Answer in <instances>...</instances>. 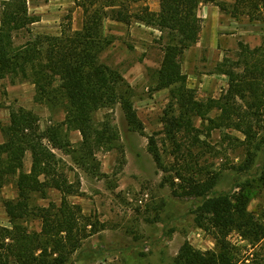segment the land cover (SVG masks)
I'll return each instance as SVG.
<instances>
[{
  "label": "rangeland",
  "instance_id": "1",
  "mask_svg": "<svg viewBox=\"0 0 264 264\" xmlns=\"http://www.w3.org/2000/svg\"><path fill=\"white\" fill-rule=\"evenodd\" d=\"M157 4L161 9L160 0H28L29 12L40 20L15 38L16 45L28 40L40 43L41 36L61 34L68 26L72 31L81 30L85 9L92 12L106 6L109 14L112 9H122L131 15L130 24L104 19L102 35L111 43L100 59L124 79L118 92L132 103L141 131L130 126L122 103L115 102L93 115L94 131L103 133L102 142L93 137L86 144L81 133L66 123L67 102L58 81L52 100L40 103L30 80L12 74L0 79V141L4 142L3 129L10 123L12 110L19 107L38 116L41 131L57 128L62 146L53 151L58 166L78 190L68 198L100 228L82 240L66 264H177L185 243L202 251L216 250L215 234L197 221L198 207L209 191L244 192L249 198L248 211L264 226V185L260 180L264 169V85L259 91L260 104L243 91L242 97L230 99L232 106L226 105L230 83L245 70L243 47L254 49L263 42L264 0L200 2V38L186 50L183 71L197 99H214L220 106L208 114L214 122L194 117V128L177 132L175 138L169 119L181 115L179 106L169 88L155 89L164 54L162 32L134 17L144 7L157 12ZM222 105L233 120L221 119ZM237 123L242 124V130L235 128ZM244 129L251 130L250 137ZM152 136L160 162L150 150ZM32 161L28 151L24 162L28 172ZM17 196L14 180L0 189L1 226L11 227L4 202ZM61 201L62 193L54 188L32 193V205ZM26 224L30 230L41 228L38 215ZM227 239L241 259L263 261L264 239L254 245L237 231L230 232Z\"/></svg>",
  "mask_w": 264,
  "mask_h": 264
},
{
  "label": "trees",
  "instance_id": "2",
  "mask_svg": "<svg viewBox=\"0 0 264 264\" xmlns=\"http://www.w3.org/2000/svg\"><path fill=\"white\" fill-rule=\"evenodd\" d=\"M201 1L160 0L159 12L144 7L134 16L137 21L162 32L164 54L156 74L155 89L169 88L181 111L180 116L169 119L174 124V138L177 132L185 133L194 128V117L214 122L208 114L215 106H220L214 99H197L193 89L187 86L188 76L183 71L186 50L200 38L202 19L198 11ZM2 5L0 79L12 74L30 80L36 86V100L40 103L52 100L58 81L57 87L67 102L66 123L81 133L86 144L93 137L97 143L102 142L103 133L94 131L93 115L111 103L121 102L130 126L142 130L132 103L118 92L124 79L100 59L101 52L111 43L102 35L104 19L110 17L130 24L131 15L122 9H112L109 14L104 10L106 6L92 12L85 9L86 20L81 30L72 31L68 26L61 34L41 36L40 43L28 40L16 45L17 33L28 29L40 17L29 12L28 0H4ZM243 55L246 57L243 59L244 73L230 83L226 105L232 106L230 99L238 95L242 97L243 91L248 92L256 103L263 102L259 91L264 85V39L254 49L243 47ZM224 72L236 77L233 71ZM226 105L220 107L224 122L233 120ZM38 120L34 112L19 107L12 110L10 123L3 129L0 189L14 180L18 196L4 202L11 227L0 225V264L13 261L18 264H66L82 240L100 229L79 204L68 198L78 190L59 168L53 151V148L62 146L59 130L51 127L41 131ZM241 126V123L235 124L240 130ZM244 133L251 136L250 129H244ZM150 150L160 162L153 136ZM28 151L33 158L29 172L24 165ZM260 180L264 185V169ZM48 188L59 190L62 201L59 204L51 202L48 206L32 205V193H45ZM248 203L249 198L242 191L204 193V201L197 210V221L199 226L215 234L217 249L202 251L185 243L177 264H264V259L254 262L250 257H238L236 247L227 239L232 231L239 232L254 245L264 239V226L248 211ZM34 215L41 220L40 230H30L26 224Z\"/></svg>",
  "mask_w": 264,
  "mask_h": 264
},
{
  "label": "crops",
  "instance_id": "3",
  "mask_svg": "<svg viewBox=\"0 0 264 264\" xmlns=\"http://www.w3.org/2000/svg\"><path fill=\"white\" fill-rule=\"evenodd\" d=\"M155 10H156L157 12L160 10V6H159V4L156 5ZM4 140H5V138H4ZM0 143H2V140L0 141Z\"/></svg>",
  "mask_w": 264,
  "mask_h": 264
}]
</instances>
